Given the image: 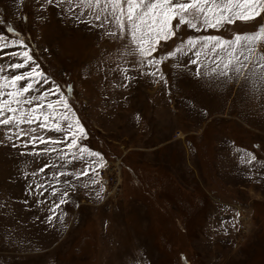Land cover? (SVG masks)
<instances>
[{"label":"rangeland","instance_id":"rangeland-1","mask_svg":"<svg viewBox=\"0 0 264 264\" xmlns=\"http://www.w3.org/2000/svg\"><path fill=\"white\" fill-rule=\"evenodd\" d=\"M104 15L81 0H0V36L24 45L0 51V65L28 51L48 79L42 88L59 86L84 128L79 144L100 154L73 161L77 149L58 144L28 155L31 145L0 133V264H264V69L217 77L202 57L198 77L190 53L150 75L156 69L128 53L130 38L108 34L119 35ZM259 25L264 14L231 27ZM229 27L179 36L227 39Z\"/></svg>","mask_w":264,"mask_h":264},{"label":"snow or ice","instance_id":"snow-or-ice-1","mask_svg":"<svg viewBox=\"0 0 264 264\" xmlns=\"http://www.w3.org/2000/svg\"><path fill=\"white\" fill-rule=\"evenodd\" d=\"M47 2L51 4L53 0ZM81 2L89 7L95 5L105 13L104 23L114 25L119 33V35L117 31L108 33L111 37L120 40L130 38L132 47L125 45L128 53L137 56L142 67L145 64L154 67L156 70L150 75L155 76L159 72L158 66L166 60L189 57L190 53L194 58H189L187 62L197 66L195 74L198 77L201 75L202 57L211 59L216 65L209 75L215 74L217 77H227L229 73L238 76L250 63H259V67L264 69V25H259L254 31L243 33L231 27L237 25V22L247 27L261 17L264 14V0H81ZM95 19L99 21L102 17L96 15ZM99 26L103 27V24ZM225 26H230L229 31L235 33L227 39L218 35L188 36L183 39L179 36L184 28L195 32H207L220 31ZM8 30L13 31L12 28ZM5 39L4 36H0V51L16 44L24 46L22 41L8 44L5 43ZM169 42H173L175 47L165 52L163 56L154 55L160 48L168 46ZM258 44L261 49L259 53L256 49ZM6 55L21 57L23 62L9 63L6 67L0 65V73L6 69L15 73L0 75V133L4 138L8 141L14 138L21 140L23 147L31 145L33 150L27 153L28 155H50L51 152L57 151L52 145L64 144L70 152L77 149V152H71L73 161H83L85 154L99 157V153L79 144L81 138H86L84 128L78 119L73 121L69 116L71 109L60 93L59 86L55 89L42 88L43 84L48 83V79L39 71V65L29 52H12ZM25 68L29 70L17 71ZM124 71L127 72V69ZM8 89L11 90L6 91ZM57 95L56 101L49 99L50 96ZM25 105L30 107L25 109ZM25 124L30 127H21ZM33 124H36V127H31ZM62 131L65 132L62 138L45 135L47 132ZM40 144L46 147L41 149ZM12 146L18 145L13 143ZM60 151L62 159L68 155L63 149ZM89 170L95 171L89 166L76 173L75 177L79 179L80 176L88 175ZM40 171L43 172L44 168ZM66 175L69 173L61 172L57 179ZM37 187L42 188L43 185ZM57 191L54 188L52 195L55 196ZM40 195H43V192ZM66 195L67 193L62 194L60 204L66 202L63 199ZM56 207H59V204L54 205L52 210L54 211Z\"/></svg>","mask_w":264,"mask_h":264}]
</instances>
